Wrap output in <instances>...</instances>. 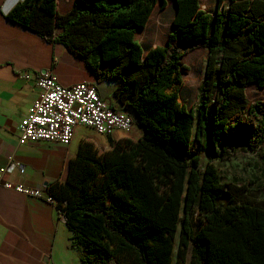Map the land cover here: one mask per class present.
<instances>
[{
    "label": "trees",
    "instance_id": "1",
    "mask_svg": "<svg viewBox=\"0 0 264 264\" xmlns=\"http://www.w3.org/2000/svg\"><path fill=\"white\" fill-rule=\"evenodd\" d=\"M175 3L166 44L147 52L135 33L167 0H74L66 14L57 0H21L6 14L115 80L144 128L104 151L81 140L66 182L47 186L84 264H264V203L214 163L264 143V99L246 92L264 88V0H217L212 13ZM198 48L205 70L188 108L182 59Z\"/></svg>",
    "mask_w": 264,
    "mask_h": 264
},
{
    "label": "crops",
    "instance_id": "2",
    "mask_svg": "<svg viewBox=\"0 0 264 264\" xmlns=\"http://www.w3.org/2000/svg\"><path fill=\"white\" fill-rule=\"evenodd\" d=\"M19 1L0 0V167L18 163L5 180L45 193L48 185L66 182L70 160L77 155L81 140H91L104 151L111 148L109 137L115 141L124 137L137 141L144 128L138 124L133 109L116 97L115 80H98L84 61L63 44L47 41L7 19L6 14ZM57 1L60 14L68 13L74 5V0ZM216 6L217 0H201V9L206 12H214ZM175 12V0H167L165 8L155 6L146 26L135 33L144 52L166 44L174 29ZM49 69L64 86L94 84L104 100L133 117L132 128L105 136L78 125L70 144L56 141L21 144V120L38 98L35 79ZM71 234L56 202L0 186V264H84L81 251L71 246Z\"/></svg>",
    "mask_w": 264,
    "mask_h": 264
},
{
    "label": "built area",
    "instance_id": "3",
    "mask_svg": "<svg viewBox=\"0 0 264 264\" xmlns=\"http://www.w3.org/2000/svg\"><path fill=\"white\" fill-rule=\"evenodd\" d=\"M25 76L28 77V74ZM35 82L39 89L38 98L33 102L29 113L21 120L19 136L21 144L56 141L67 145L73 140L78 125L90 127L98 132L102 122H109V133L106 136H111L116 131L113 130V123H131V128L134 124V119L129 113L113 107L104 100L92 83L80 82L64 86L58 81L52 69L37 75ZM18 165L11 163L0 167V186L56 202L48 190L43 193L41 190L5 180V176ZM62 216L66 218L64 214Z\"/></svg>",
    "mask_w": 264,
    "mask_h": 264
},
{
    "label": "rangeland",
    "instance_id": "4",
    "mask_svg": "<svg viewBox=\"0 0 264 264\" xmlns=\"http://www.w3.org/2000/svg\"><path fill=\"white\" fill-rule=\"evenodd\" d=\"M206 57V49L198 48L186 54L182 59L188 70L183 72L184 85L180 92V101L186 104L188 108L197 102V88L204 76ZM246 92L250 102L264 99V88L250 85ZM205 161L206 158L203 157V163ZM214 163L224 181H231L237 186H244L247 194L264 203V143L254 150L241 144L230 157L215 160ZM177 244L176 241V248Z\"/></svg>",
    "mask_w": 264,
    "mask_h": 264
},
{
    "label": "bare ground",
    "instance_id": "5",
    "mask_svg": "<svg viewBox=\"0 0 264 264\" xmlns=\"http://www.w3.org/2000/svg\"><path fill=\"white\" fill-rule=\"evenodd\" d=\"M131 128V123L115 122L113 123V130H128ZM98 133L106 135L109 133V122H102L99 126Z\"/></svg>",
    "mask_w": 264,
    "mask_h": 264
},
{
    "label": "water",
    "instance_id": "6",
    "mask_svg": "<svg viewBox=\"0 0 264 264\" xmlns=\"http://www.w3.org/2000/svg\"><path fill=\"white\" fill-rule=\"evenodd\" d=\"M46 70H43V73L45 72ZM45 260L47 261V258H45Z\"/></svg>",
    "mask_w": 264,
    "mask_h": 264
}]
</instances>
